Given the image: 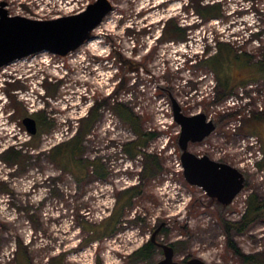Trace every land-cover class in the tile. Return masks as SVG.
<instances>
[{"label":"rangeland","instance_id":"1","mask_svg":"<svg viewBox=\"0 0 264 264\" xmlns=\"http://www.w3.org/2000/svg\"><path fill=\"white\" fill-rule=\"evenodd\" d=\"M95 1L0 5L11 16L53 20ZM109 1L113 11L75 52H42L0 69V264H158L164 254L155 243L145 261L131 258L155 234L157 243L174 248L178 264L192 258L244 264L230 239L245 255L264 252V217L230 236L223 222H239L250 197L264 201V75L258 65L264 62V0ZM199 2L219 4L222 18L197 16ZM172 24L187 29L185 42L164 38ZM218 44L228 48L217 64L231 83L230 96L206 63ZM118 103L139 118L144 140L115 114ZM174 104L216 126L189 151L244 175V189L231 205L213 202L186 180ZM95 107L102 119L75 158L81 165L69 156L64 162L66 151L53 161V150L80 133ZM26 117L36 120L35 135ZM135 142L143 146L132 157L126 148ZM14 149L22 154L17 161L5 157ZM146 155L159 166L150 177L144 176ZM128 190L136 196L121 209ZM121 211L114 229L106 225Z\"/></svg>","mask_w":264,"mask_h":264},{"label":"water","instance_id":"2","mask_svg":"<svg viewBox=\"0 0 264 264\" xmlns=\"http://www.w3.org/2000/svg\"><path fill=\"white\" fill-rule=\"evenodd\" d=\"M4 7L5 4L0 5V69L43 51L66 57L90 40L93 31L113 11L109 0H97L79 14L53 20H34L11 16ZM174 118L181 127L179 146L186 180L190 185L202 188L218 203L231 205L244 189V175L228 164L189 151L190 143H201L215 131L214 122L204 114L186 116L177 104H174ZM23 123L30 134L37 133L34 118L26 117ZM155 236L153 243L162 248L164 254V259L158 264H178L174 261V248L157 243ZM188 264L207 263L192 258Z\"/></svg>","mask_w":264,"mask_h":264},{"label":"trees","instance_id":"3","mask_svg":"<svg viewBox=\"0 0 264 264\" xmlns=\"http://www.w3.org/2000/svg\"><path fill=\"white\" fill-rule=\"evenodd\" d=\"M221 12L222 11L220 9L219 4L216 5L215 3L206 5V4H202L201 2H199L196 7L197 16L202 17V19L205 21L216 19V18H222ZM163 36L165 39H176L179 42H185L188 35H187V29L181 28L180 26L176 24H172V25H169L168 28L164 27ZM226 49H228L226 45L218 44L216 53L212 56L207 57L206 63H207L208 68H210L214 72L217 78V82H218L217 85H219V89L224 90L223 92L224 93L227 92V95L230 96L229 94H231V91H232L230 89L231 83L227 80L228 78H224L223 74L219 73L218 71L219 66L217 64V59L223 58L222 55ZM238 58L239 59L237 61L242 62L240 56ZM243 62L245 64L249 63V61H246V62L243 61ZM258 65L259 67L261 66V68L258 67L260 71L259 74L264 75V62H259ZM114 111L121 121H123L124 123L128 124L131 127V129L137 135V139L144 140V137H146L147 134L143 132L142 124L132 109H129L128 107H126L125 104L118 103L116 104V108ZM101 119H102V116L101 114H99V108L97 107L93 108L89 112L88 117L82 121V127L80 130V133L79 134L77 133L78 135L76 134L77 136H75L73 139H71L70 141L66 143H63L62 145L58 146L57 148L53 150L54 152H53L52 160L56 161L57 158L62 156V153L66 151L68 152V154L66 156L63 155L64 162L67 161V157L69 156V158L70 157L73 158V161L75 162V166L76 164L81 165L82 162L80 163L77 162L75 158H77V156L82 151V148H83L82 145L84 144L85 137L92 132L95 125L98 122H100ZM139 143L140 142H135V143L130 144L126 148V152H128L130 156L136 157L137 153L134 151L140 146H143L141 145V143L139 145ZM21 155H22L21 151H16V149L5 153V157L11 161L19 160ZM145 158H146V165L144 166V176L150 177L153 172L158 171V167H159L158 162H156L153 156H150V155H146ZM93 164H96V166L93 167ZM88 165L92 166L95 169V171L99 173L101 167H99L97 163L91 162ZM133 192L134 190H128L124 192V194L126 196H129V198L126 199L124 203L125 205H122L123 207H121V209L125 208L126 206L128 207L131 205V200L136 196V193H133ZM213 202H216V200ZM122 217H123L122 211L119 214L115 212L114 216H110L109 218H107L106 225L112 226L113 227L112 229H114L115 225L121 222ZM263 217H264V201L258 196H252L247 202V208L241 220L239 222L224 221L223 225H224V228L228 236L231 235L232 231H236L237 233L243 234L249 229L251 225H253L254 223H256L258 220H260ZM112 229H110V231L107 234H111ZM229 245H230V248L234 251V253H236L238 256L242 258L244 264H264V252L258 253L256 255H245L241 253L240 249L236 246V244L233 241H231V239H230ZM154 250H155L154 243L150 242L146 246H144L143 248L135 252L131 258L136 261H140V260L145 261L147 258L150 257V255L154 253Z\"/></svg>","mask_w":264,"mask_h":264},{"label":"bare ground","instance_id":"4","mask_svg":"<svg viewBox=\"0 0 264 264\" xmlns=\"http://www.w3.org/2000/svg\"><path fill=\"white\" fill-rule=\"evenodd\" d=\"M106 17H107V16H106ZM106 17H105V18H106ZM99 26H100V25H99ZM88 41H89V40H88ZM84 44H85V43H84ZM84 44H83V45H84ZM43 52H48V51H43ZM74 52H75V51H74ZM41 53H42V52H41ZM50 53H51V52H50ZM38 54H39V53H38ZM52 54H53V53H52ZM67 56H68V55H67ZM27 58H28V57H27ZM24 59H25V58H24ZM24 59H22V60H24ZM17 61H21V60H17ZM17 61H15V62H17ZM13 63H14V62H13ZM8 66H9V65H8ZM6 67H7V66H6ZM176 124H177V123H176ZM177 125H178V124H177ZM178 126H179V125H178ZM180 128H181V127H180Z\"/></svg>","mask_w":264,"mask_h":264},{"label":"flooded vegetation","instance_id":"5","mask_svg":"<svg viewBox=\"0 0 264 264\" xmlns=\"http://www.w3.org/2000/svg\"><path fill=\"white\" fill-rule=\"evenodd\" d=\"M93 35V34H92ZM160 248V247H159ZM161 249V248H160ZM161 251L163 252V249H161ZM190 259H188V260H186L185 261V264H188V261H189Z\"/></svg>","mask_w":264,"mask_h":264},{"label":"built area","instance_id":"6","mask_svg":"<svg viewBox=\"0 0 264 264\" xmlns=\"http://www.w3.org/2000/svg\"><path fill=\"white\" fill-rule=\"evenodd\" d=\"M21 77V76H20ZM41 83V82H40ZM40 83H38V85L40 84ZM39 88V87H38Z\"/></svg>","mask_w":264,"mask_h":264}]
</instances>
